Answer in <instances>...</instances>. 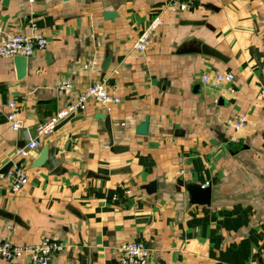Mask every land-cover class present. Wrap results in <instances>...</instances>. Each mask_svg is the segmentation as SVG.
I'll return each mask as SVG.
<instances>
[{
    "label": "crops",
    "instance_id": "1",
    "mask_svg": "<svg viewBox=\"0 0 264 264\" xmlns=\"http://www.w3.org/2000/svg\"><path fill=\"white\" fill-rule=\"evenodd\" d=\"M167 1L0 0V36L34 29L47 40L19 80L12 57L0 58V242L49 239L62 246L50 264H119V248L131 242L149 250L147 264H264V0H192L177 13ZM158 13L147 48L134 51ZM228 72L230 83H203ZM61 80L70 95L57 89ZM102 80L119 102L87 100L77 120L40 137L15 162L28 183L11 190L4 167L14 151ZM10 101L22 129L7 120ZM242 115L246 125L235 130ZM98 116L109 118L113 147L125 151H113ZM45 148L55 165L34 168ZM178 179L208 187L209 205L190 204Z\"/></svg>",
    "mask_w": 264,
    "mask_h": 264
},
{
    "label": "built area",
    "instance_id": "2",
    "mask_svg": "<svg viewBox=\"0 0 264 264\" xmlns=\"http://www.w3.org/2000/svg\"><path fill=\"white\" fill-rule=\"evenodd\" d=\"M192 0H168L164 5L165 10L170 12H184L189 9ZM161 14H155L149 21L144 31L137 37L133 43V50L144 52L147 48L153 33L161 24ZM47 47L45 36L36 30L30 34L1 35L0 36V58H9L14 56L28 58L34 52L44 50ZM234 79L232 73H217L212 79L203 78V83L210 84L213 88H218L223 83H230ZM114 87V86H113ZM57 89L65 94L72 93L73 86L68 80H61ZM110 85L106 80L95 82L89 85L84 91L74 97V101L65 108L58 111L49 118L44 124L38 125L34 131V137L31 138L22 148L14 151L11 168L7 172L10 180V189L14 192L19 191L28 183L25 170L18 164L17 160H24L39 145V138L51 134L56 126L71 116H76L82 104L87 100H92L100 105L109 103H118L119 98L109 93ZM10 109L7 120L13 129H22V123L19 119V108L15 102H8ZM247 122V116L237 117L232 122L235 130L242 129ZM62 250V246L44 239L36 244L16 245L10 242H0V257L11 261L15 259L27 258L31 264H50L53 254ZM150 252L140 242H131L123 244L119 248V264H147Z\"/></svg>",
    "mask_w": 264,
    "mask_h": 264
},
{
    "label": "water",
    "instance_id": "3",
    "mask_svg": "<svg viewBox=\"0 0 264 264\" xmlns=\"http://www.w3.org/2000/svg\"><path fill=\"white\" fill-rule=\"evenodd\" d=\"M63 1H68V0H63ZM112 14L106 13L104 17H111ZM188 25H197L196 22H186ZM202 53L205 55L212 56L214 58L222 60L221 56L217 53H215L212 50L207 49L206 47H202ZM109 62V56L106 57V60L103 64L102 71L103 73L106 70L107 64ZM12 63L15 68L16 72V78L19 80L23 78L26 74L27 70V58L26 57H19V56H14L12 57ZM76 116H71L62 121L60 124L56 126L55 129L61 128L68 122L72 123L73 121L77 120ZM97 120H100L103 122V128L105 133L107 134L108 141L110 147H113V140H112V133H111V123L109 118L105 116H98ZM147 125H148V119L145 118L144 121L139 124L135 128V134L138 136H144L147 133ZM114 152L120 153L126 150V148L122 147H113L112 148ZM48 152L47 149H43L39 156L34 160L33 162V167L34 168H41L42 166H45L48 164L50 167L55 165L52 160H49L48 157ZM11 167V163L7 164L4 167V173L7 172V170ZM55 168L53 169L52 174L53 175H59L60 173V168L58 166H54ZM176 185L182 189L185 190L187 193L188 201L190 204L193 205H209L210 203V197H211V191L208 187H202L199 185L191 184L190 182L184 181L182 179H178L175 181ZM144 189L146 190L147 193H152L155 191V183L152 182L146 186H144ZM151 191V192H150ZM111 264H118L117 262H112Z\"/></svg>",
    "mask_w": 264,
    "mask_h": 264
}]
</instances>
